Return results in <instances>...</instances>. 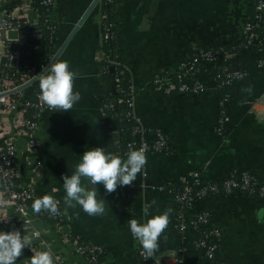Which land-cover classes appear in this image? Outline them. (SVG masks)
<instances>
[{"label": "crops", "instance_id": "obj_1", "mask_svg": "<svg viewBox=\"0 0 264 264\" xmlns=\"http://www.w3.org/2000/svg\"><path fill=\"white\" fill-rule=\"evenodd\" d=\"M92 1L55 0L51 12L56 32L50 60ZM252 1L112 0L109 7L111 20L116 24L117 58L126 68L124 82L133 91L135 116L148 137L155 129L166 135L168 150L146 152L147 164L133 186H118L113 193H107L103 184L95 186L97 198L105 200L106 213L102 216H89L79 205L67 208L69 220L59 225L49 217L33 216L31 226L39 231V238H34L30 228L23 226L19 219L7 225L0 220V231L19 230L31 239L16 264L30 261L35 247L45 250L42 242L50 244L54 257L65 264H84L68 238L71 231L103 247L102 264H140L129 219L135 217L144 223L166 211L170 223L152 259L158 264H211L200 250L189 247L183 254L178 252L182 240L172 226L175 203L157 187L182 185L194 172L206 180H220L247 170L264 182V67L257 65L258 52L249 51L246 56L233 59L235 66L248 72L243 80L218 90L214 87L213 73L207 72L202 74L206 89L197 94L165 95L153 87L151 80L166 71H176L179 62L188 58L196 46L216 47L238 41L245 14L252 11ZM22 3L21 0H0V21L10 11L14 16H25L35 26L37 13L29 2ZM102 12L101 0L55 61L67 60L70 70L79 73L74 91H79L82 98L70 112L47 110L39 117L38 156L42 165L38 171H33L27 161L26 133L15 134L19 183L32 187L37 196L49 193L60 201L64 210L63 176L73 174L83 153L103 147L106 152L117 155L114 124L101 108V95L112 91L111 77L100 70ZM4 52L2 38L0 59ZM3 65L0 63V70ZM249 85L252 93H242L241 89ZM223 93L230 95L226 105L228 122L223 135H219L217 101ZM15 119L13 112L0 109V129L4 134L14 129ZM152 200L156 204L145 217L143 205ZM0 201L3 202L0 219H5L14 213V207L1 191ZM200 210H208L211 223L221 230L216 257L219 263L264 264V198L237 192L213 196L196 201L193 211Z\"/></svg>", "mask_w": 264, "mask_h": 264}, {"label": "built area", "instance_id": "obj_2", "mask_svg": "<svg viewBox=\"0 0 264 264\" xmlns=\"http://www.w3.org/2000/svg\"><path fill=\"white\" fill-rule=\"evenodd\" d=\"M21 1L23 3L24 1L29 2L38 15L37 9L32 5L33 0ZM99 1L101 0L97 2ZM102 1L103 12L99 23L100 61L102 63L100 70L101 73H105L108 65H115L119 69L112 75V91H107L101 95V108L110 115L114 124L113 129L117 134V155L126 158L129 151L139 148H143L145 153L149 150L166 152L168 150L166 135L161 130L155 129L152 131V136L148 137L146 129L135 116L133 91L131 86L124 82L126 68L117 58V52L111 58L102 49L103 44L107 40L114 37L116 41L117 38L116 24L108 18L105 10L106 5H109L112 0ZM40 3L48 11L46 22L47 28L50 30L49 38L52 41L55 39L56 32V25L51 12L55 0H41ZM252 6V16L245 14L243 19L241 38L238 40L239 43L235 51L227 52L222 45L216 47L196 46L188 58L179 62L176 71L173 73L166 71L162 75L155 76L151 80L153 87L165 95H171L174 92L183 94L200 93L206 89L202 74L211 72L207 65H213L211 67L214 69L212 80L214 87L218 90L243 80L248 72L246 69L233 64L234 56L247 50L249 45L258 39V32L264 34V0H253ZM19 7L22 8V6ZM50 22H54V24L49 25L48 23ZM9 31H15L17 33L16 38H9L7 35ZM30 32H34L37 37L41 35L39 16L35 26H32L25 16H14L10 11H7L0 21V39L3 38L5 40L3 56L6 59L3 69L0 70V109L13 112L17 118L15 119L14 129L11 132L4 134L0 129V135H4L3 138H0V191L3 197L14 207V213L6 217V221L4 220L3 222L4 225L14 219H19L23 226L30 228L34 238H39V231L31 226L33 216L41 219L49 217L56 225L67 223L69 219L61 203H59V215L51 216L46 212L35 214L31 207L33 201L36 198L50 194L45 193L37 196L32 187L21 185L18 181L20 171L15 160L18 151L15 144V134L26 133L25 151L28 155L27 161L33 171H38L42 165L38 156L41 147V141L37 136L38 120L45 111L49 110L40 100L39 84L36 85L35 83L40 81L41 76L37 77V75L46 68L51 60L48 62L43 61L39 44L29 45L21 38L30 34ZM12 44L22 46V49L13 48ZM257 45L256 51L259 54L257 65L264 67V39L259 41ZM13 58L15 59L14 65L11 64ZM46 71L42 75L47 74ZM34 77H37L34 82L24 88H19ZM115 92L119 93L120 96H115L113 94ZM229 99V93H223L218 97L216 131L219 135H223L225 125L228 122L226 105ZM121 106L123 111L119 112ZM123 120L132 121L133 125L130 130V138L122 147L120 134L123 130ZM133 185L134 183L132 182L129 186ZM157 189L170 196L175 203L172 226L182 240V245L178 248V252L181 254L185 253L188 249L186 243L190 242L193 248L200 250L205 259L211 264H222L216 259L222 233L219 227L211 223V216L208 210L193 211L196 201L213 196L229 195L235 192L244 193L250 197L264 198V182L247 170L241 171L238 176L229 175L220 180H206L203 179L199 172H194L190 180L182 185L173 187L163 184L159 185ZM130 219L137 220L135 217H130ZM194 233L198 234L196 239H193ZM68 238L74 247L75 253L82 256L84 264H102L101 257L104 250L101 245L88 242L72 231L69 233ZM135 242L139 262L143 263L147 261L141 255L143 249L138 241L135 240ZM35 251L43 250L35 247L32 250L31 257ZM151 260L152 264H158L153 259ZM21 264H30V261H24ZM56 264L65 263L58 258Z\"/></svg>", "mask_w": 264, "mask_h": 264}, {"label": "clouds", "instance_id": "obj_3", "mask_svg": "<svg viewBox=\"0 0 264 264\" xmlns=\"http://www.w3.org/2000/svg\"><path fill=\"white\" fill-rule=\"evenodd\" d=\"M41 75L39 81L40 100L51 112H70L81 100L79 91H74V82L79 77L77 71L70 70L67 60L52 63ZM242 78V77H241ZM253 88L249 85L242 88V93L251 94ZM147 164V156L143 148L128 152L127 157L106 152L103 147L87 150L81 156V162L75 166L73 174L63 176L65 214L67 208L81 206L89 216H102L106 213L105 200L98 199L95 186L103 184L107 193H113L118 186H129L135 181ZM86 181V182H85ZM87 185L93 187L87 188ZM0 203H3L0 201ZM60 201L52 195L36 198L31 207L35 214L46 212L51 216L60 214ZM156 204L155 200L143 205V214L149 216V211ZM158 211V209H157ZM5 220V219H0ZM129 228L134 240L138 241L143 251L144 260L153 258L159 251L160 238L170 223L169 212L158 214L140 223L136 219L129 220ZM166 240L167 238L164 237ZM31 244L28 236L22 235L19 230L10 232L0 231V264H16L22 255L23 249ZM43 251H35L30 258V264H56L52 247L42 242Z\"/></svg>", "mask_w": 264, "mask_h": 264}, {"label": "trees", "instance_id": "obj_4", "mask_svg": "<svg viewBox=\"0 0 264 264\" xmlns=\"http://www.w3.org/2000/svg\"><path fill=\"white\" fill-rule=\"evenodd\" d=\"M41 0H33L32 1V5L34 6V8L37 9L38 12V16H39V29L41 31V35L39 37L34 35V32H30V34L26 35V36H22L21 38L27 42L29 45H33V44H39L41 47V54H42V59L44 62H48L52 55H53V48H54V40L50 41L49 35H50V30L49 28H47V22H46V16L48 14V11L46 10V7H44L41 3ZM252 11L249 14V16H252L253 14V6H251ZM105 10L108 14V18L111 19V13H110V7L107 4L105 7ZM49 25L54 24V22H50L48 23ZM264 39V34L262 32H258V39L253 41L251 45H249V48L247 50H244L240 53H238L237 55L234 56L235 58H238L240 56H246L248 54L249 51L252 50H256L257 49V43L261 40ZM239 41L236 42H232V43H227L224 45V49L227 52H233L235 51V49L237 48ZM13 48H17L19 50L22 49V46H18L16 44H12ZM103 51L109 55V57L113 58L116 54V41L115 38L113 37L110 40H107L103 46H102ZM55 63V62H54ZM209 69H211V73L214 72V69H212L211 67L213 65H207ZM2 67V65H1ZM119 68L115 65H108L107 70L105 71V74L109 77H111V82L112 81V75H114L117 70ZM210 71V70H209ZM36 85L39 84V81H37L35 83ZM115 94V96H120L119 93L115 92L113 93ZM123 111V107L121 106L119 109V112ZM132 121H126L123 120L122 122V127L123 130L120 134V144L122 145V147L124 146V143L130 138V130L132 128ZM117 149V148H116ZM172 186V185H171ZM179 186V185H178ZM173 187H177V186H173ZM74 233V232H73ZM194 237L193 239H196L198 237V234H193ZM193 248L192 243H189L188 248ZM152 258H149L147 261L140 263V264H152Z\"/></svg>", "mask_w": 264, "mask_h": 264}, {"label": "water", "instance_id": "obj_5", "mask_svg": "<svg viewBox=\"0 0 264 264\" xmlns=\"http://www.w3.org/2000/svg\"><path fill=\"white\" fill-rule=\"evenodd\" d=\"M98 0H93L89 6L87 7V9L83 12V14L81 15V17L78 19L77 23L75 24V26L73 27V29L71 30V32L69 33V35L67 36V38L65 39L64 43L60 46V48L58 49V51L56 52L54 58L48 63V65L46 66V68L37 75V77L41 76L50 66L52 63H54L57 59V57L59 56V53L61 52V50L66 46V44L69 42V40L72 38V36L75 34V32L77 31L78 27L82 24V22L86 19V17L88 16V14L91 12V10L93 9V7L95 6V4L97 3ZM8 37L9 38H16L17 33L15 31H9L8 32ZM6 61L5 57L2 56L0 59V63L4 64ZM11 64L14 65L15 64V59L13 58L11 60ZM37 77L32 78L28 83L24 84L23 86L19 87V88H24L27 85L31 84L32 82H34L36 80Z\"/></svg>", "mask_w": 264, "mask_h": 264}]
</instances>
